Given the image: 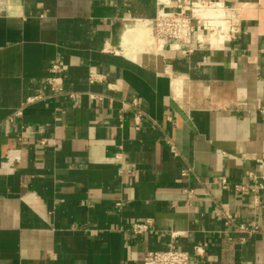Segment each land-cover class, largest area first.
Instances as JSON below:
<instances>
[{"label":"crops","instance_id":"0c3cea01","mask_svg":"<svg viewBox=\"0 0 264 264\" xmlns=\"http://www.w3.org/2000/svg\"><path fill=\"white\" fill-rule=\"evenodd\" d=\"M188 1L0 0V264H143L170 245L264 264V0H222L233 42L123 52L125 30Z\"/></svg>","mask_w":264,"mask_h":264},{"label":"built area","instance_id":"2783aa9c","mask_svg":"<svg viewBox=\"0 0 264 264\" xmlns=\"http://www.w3.org/2000/svg\"><path fill=\"white\" fill-rule=\"evenodd\" d=\"M215 6L221 9L218 17L212 18L210 14L204 13L205 10ZM222 20H224V23L221 22ZM237 22L232 8L225 1L190 0L180 5L179 10L158 9L153 19L152 34L154 39L163 41L160 50L168 45L169 49L187 55L196 50L212 46L213 38L220 39L225 44L235 41L239 32ZM53 68L60 70V65L55 63ZM49 83L52 92L63 93L64 88L59 83L56 75L50 78ZM44 97V93L36 94L29 97L27 103H33ZM141 120L142 114L139 113L135 116L137 127L140 126ZM261 163H264L263 160ZM222 183L227 184V178L223 177ZM235 186L238 190L245 189L244 185L237 184ZM151 223V219H146L132 224L131 228L134 233H142L150 229L149 225ZM240 228L245 231L249 230L244 226ZM143 264H191V255L188 251L170 245L165 249L148 251L144 256Z\"/></svg>","mask_w":264,"mask_h":264},{"label":"bare ground","instance_id":"6f19581e","mask_svg":"<svg viewBox=\"0 0 264 264\" xmlns=\"http://www.w3.org/2000/svg\"><path fill=\"white\" fill-rule=\"evenodd\" d=\"M221 12L220 7L215 6L213 8H210L209 10H205V14H210L212 18H216L219 16ZM217 21V20H216ZM224 23V20L221 21ZM215 41H221L220 39L213 38L212 43ZM162 40L158 41L154 39V36L152 34V29L144 26V25H136L129 27L122 35V48L123 52L127 54L128 56L137 57L135 52L138 50H145L150 51L152 49L161 48ZM222 42V41H221ZM157 46V48H156Z\"/></svg>","mask_w":264,"mask_h":264},{"label":"rangeland","instance_id":"374dc122","mask_svg":"<svg viewBox=\"0 0 264 264\" xmlns=\"http://www.w3.org/2000/svg\"><path fill=\"white\" fill-rule=\"evenodd\" d=\"M160 51V50H159ZM149 52H157V50L156 49H152V50H150Z\"/></svg>","mask_w":264,"mask_h":264}]
</instances>
